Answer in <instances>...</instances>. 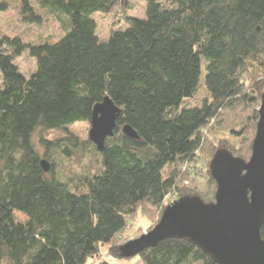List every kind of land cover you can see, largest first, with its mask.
Instances as JSON below:
<instances>
[{
  "label": "trees",
  "instance_id": "trees-1",
  "mask_svg": "<svg viewBox=\"0 0 264 264\" xmlns=\"http://www.w3.org/2000/svg\"><path fill=\"white\" fill-rule=\"evenodd\" d=\"M143 1L145 14L138 18L128 15L130 0H20L21 21L41 25L53 17L62 35L33 42L0 29V264H88L137 210L154 208L161 216L170 197L213 201L209 164L203 192L181 194L180 188L193 168L183 165L195 163L208 125L223 110L251 109L252 125L230 131L244 147L221 143L211 158L225 148L249 159L258 108L241 76L253 66L264 74V0ZM8 8L0 0V12ZM96 12L117 15L127 26L101 41ZM25 54L35 61L29 74L16 63ZM200 84L209 97L188 104ZM106 96L120 113L98 151L71 127L90 123L93 106ZM124 124L138 139L122 133ZM52 131L64 138L46 140ZM88 152L96 161L74 181L54 167L58 155ZM42 159L49 162L47 172ZM260 235L264 240V223ZM122 244L110 255L123 258ZM136 257L142 264H216L177 238Z\"/></svg>",
  "mask_w": 264,
  "mask_h": 264
},
{
  "label": "water",
  "instance_id": "water-1",
  "mask_svg": "<svg viewBox=\"0 0 264 264\" xmlns=\"http://www.w3.org/2000/svg\"><path fill=\"white\" fill-rule=\"evenodd\" d=\"M120 109L108 97L93 106L89 140L98 151L113 135ZM122 133L133 139L138 135L128 124ZM43 171L50 168L40 161ZM208 172L216 183L214 200L204 202L197 196L171 201L147 233L120 246L123 258L138 255L168 238L186 239L216 264H264V97L258 108V121L247 161L220 148L212 156Z\"/></svg>",
  "mask_w": 264,
  "mask_h": 264
},
{
  "label": "rangeland",
  "instance_id": "rangeland-1",
  "mask_svg": "<svg viewBox=\"0 0 264 264\" xmlns=\"http://www.w3.org/2000/svg\"><path fill=\"white\" fill-rule=\"evenodd\" d=\"M6 1L8 2L9 6L8 11L0 12V29H2L6 34L10 36H17L25 41L33 42L44 39L55 41L62 35L60 24L53 17L45 18L41 25L27 24L20 20V0ZM130 1L133 4V9L128 13V15L143 18L145 14V2L143 0ZM32 3L37 5V0H32ZM92 17L96 22V33L101 41H105L108 38L111 30L124 29L127 26L124 19L119 18L117 15L115 16L112 14L96 12L92 15ZM16 63L24 74H29L35 68L34 59H31L27 54L18 58ZM246 72L247 73H244L241 76V81L244 83V92L255 95L254 97L257 100L255 107L259 108L262 97H264V74L262 71L257 70L254 66L250 67V70L248 69ZM208 97L209 95L206 88L203 84H200L195 95L189 99L187 103L190 105H199L203 99ZM251 114V109L243 111L239 107H236L234 111L223 110V112L218 115L215 122L211 126L208 125L206 129L208 139H206L203 149L198 151L197 157L195 158V163L183 165V167H193L190 169L191 175L184 178L186 181L183 185L186 188L181 187L180 190L182 193L179 190L176 194H183L184 190H197L203 192L206 189V171L212 155L211 152L217 147L221 146V143L225 142L244 147L245 143H239V141L231 135L230 131L232 128L241 127H247L245 129L248 131L252 125V122L248 120V117ZM89 128V122H78L71 127V131L80 139H85L88 137ZM250 130H252V128ZM250 136L249 138H251ZM253 136L254 132L252 134V138ZM44 137L46 140L54 141L58 138H64V134H62L60 131H52L49 132V134L45 133ZM37 138L38 135H36V139ZM38 152L43 154L44 148L38 146ZM250 154L251 151L246 153L245 156L248 157ZM95 161L96 158L92 152H88V154L83 156L80 153H75L70 158H67L62 154L55 157L54 167L57 168L58 171L60 170L59 173L63 177H69V179L71 178L74 181V177L76 175L86 171L85 168L90 170L88 168H91V165ZM194 165L196 167H194ZM171 201L174 200L170 197L169 203ZM147 210V215L140 209L137 210L133 217L128 220L125 229L122 230L111 243L100 245L99 254L97 255L96 259L89 260L88 264H94L99 260H107L110 264H142L139 258L136 256L130 258L114 257L110 255V248L116 247L119 244L136 238L143 233H147L155 224L158 223L161 217L160 213H158L159 210H155L154 208H149Z\"/></svg>",
  "mask_w": 264,
  "mask_h": 264
},
{
  "label": "built area",
  "instance_id": "built-area-1",
  "mask_svg": "<svg viewBox=\"0 0 264 264\" xmlns=\"http://www.w3.org/2000/svg\"><path fill=\"white\" fill-rule=\"evenodd\" d=\"M167 201H169L167 198L164 200V203H166Z\"/></svg>",
  "mask_w": 264,
  "mask_h": 264
}]
</instances>
